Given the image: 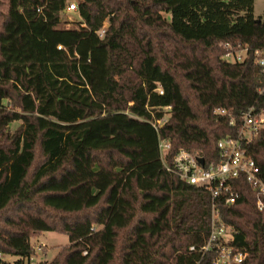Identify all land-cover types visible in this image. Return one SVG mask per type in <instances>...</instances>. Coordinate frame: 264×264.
<instances>
[{
	"label": "trees",
	"instance_id": "1",
	"mask_svg": "<svg viewBox=\"0 0 264 264\" xmlns=\"http://www.w3.org/2000/svg\"><path fill=\"white\" fill-rule=\"evenodd\" d=\"M71 2L7 0L0 24V254L18 257L0 264H213L211 196L167 170L159 142L169 162L180 149L219 161V140L264 110L254 58L222 59L225 43L264 47L255 0H76L67 25ZM243 147L264 183V130ZM233 186L222 220L242 264H264L261 195ZM45 231L68 245L26 262Z\"/></svg>",
	"mask_w": 264,
	"mask_h": 264
},
{
	"label": "built area",
	"instance_id": "2",
	"mask_svg": "<svg viewBox=\"0 0 264 264\" xmlns=\"http://www.w3.org/2000/svg\"><path fill=\"white\" fill-rule=\"evenodd\" d=\"M77 3L71 2L67 11H76ZM105 32V27L99 31L100 36ZM61 46H59L60 48ZM226 51L222 59L228 62H242L253 57L255 63L260 67L263 75V85L259 93L264 92V47L254 50L238 43L232 45L225 43ZM167 110L170 107L166 108ZM168 120L164 115L158 120H152V125L158 131ZM232 123V122H231ZM264 130V110L257 111L251 107L242 115V131L238 138L221 139L218 142L221 158L219 161L206 163L202 149H180L171 159L167 161V154L171 148L168 138L160 139V157L167 170L179 178V181L189 185L203 188L211 196L210 210V234L203 246V250L214 251L213 264H242L247 253L233 244L234 236L232 228L222 220L218 203L231 205L235 202L238 192L233 186L234 179L246 177L252 186L258 190L261 198L257 202L259 209L264 208V183L259 177L260 168L257 162L246 153L244 144H249ZM204 158V163L200 162ZM194 247H191L193 249ZM2 255L0 254V257Z\"/></svg>",
	"mask_w": 264,
	"mask_h": 264
},
{
	"label": "rangeland",
	"instance_id": "3",
	"mask_svg": "<svg viewBox=\"0 0 264 264\" xmlns=\"http://www.w3.org/2000/svg\"><path fill=\"white\" fill-rule=\"evenodd\" d=\"M76 2V0H72ZM7 10V0H0V24L4 18V13ZM255 14L256 16H262L264 18V0H255ZM80 19V16L77 11H68L63 15V20L70 25L74 22H77ZM17 126V123L14 122L11 124V128ZM2 138L0 137V141ZM40 152V151H39ZM39 154V153H38ZM41 155L39 154V157ZM41 158H37V161ZM33 253L30 259H25L26 262L29 260L33 263L51 261L54 259L61 250L68 245L69 237L66 234L58 233L55 231H45L38 233L31 237L30 239ZM2 259L8 261H15L18 259L17 256L1 254Z\"/></svg>",
	"mask_w": 264,
	"mask_h": 264
},
{
	"label": "water",
	"instance_id": "4",
	"mask_svg": "<svg viewBox=\"0 0 264 264\" xmlns=\"http://www.w3.org/2000/svg\"><path fill=\"white\" fill-rule=\"evenodd\" d=\"M205 159L204 158H200V162L204 163Z\"/></svg>",
	"mask_w": 264,
	"mask_h": 264
}]
</instances>
